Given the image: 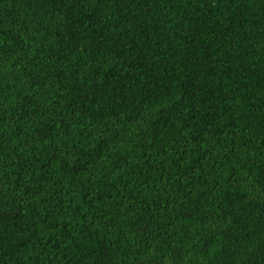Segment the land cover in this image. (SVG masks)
Wrapping results in <instances>:
<instances>
[{
	"label": "trees",
	"instance_id": "obj_1",
	"mask_svg": "<svg viewBox=\"0 0 264 264\" xmlns=\"http://www.w3.org/2000/svg\"><path fill=\"white\" fill-rule=\"evenodd\" d=\"M0 264H264V0H0Z\"/></svg>",
	"mask_w": 264,
	"mask_h": 264
}]
</instances>
